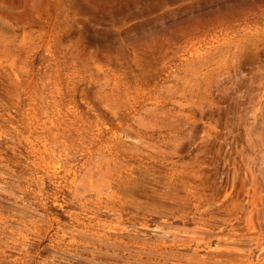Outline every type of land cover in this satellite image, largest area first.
<instances>
[{"label":"rangeland","instance_id":"1","mask_svg":"<svg viewBox=\"0 0 264 264\" xmlns=\"http://www.w3.org/2000/svg\"><path fill=\"white\" fill-rule=\"evenodd\" d=\"M223 248L264 264V0H0V264Z\"/></svg>","mask_w":264,"mask_h":264},{"label":"bare ground","instance_id":"2","mask_svg":"<svg viewBox=\"0 0 264 264\" xmlns=\"http://www.w3.org/2000/svg\"><path fill=\"white\" fill-rule=\"evenodd\" d=\"M237 235H238V237L240 236V234H238L237 233ZM236 235V236H237ZM240 239V238H239ZM224 249V248H223ZM235 249V248H234ZM221 249H219V250H214V251H211V253H210V256H212L213 257V259H214V262H213V264H226V263H228V261L230 262V263H233V259H230V260H223V259H221V257L222 256H224V257H226V256H228V258H229V256L230 255H232V254H234V255H236V256H239V255H242V249H235V250H233V252L234 253H230L229 251H230V249H224V251H225V253L226 254H224V253H222L221 251H220ZM217 257H219V258H217ZM200 261L201 262H206L207 260H206V258H204V257H202L201 259H200Z\"/></svg>","mask_w":264,"mask_h":264}]
</instances>
